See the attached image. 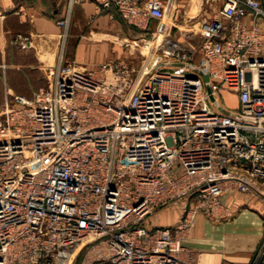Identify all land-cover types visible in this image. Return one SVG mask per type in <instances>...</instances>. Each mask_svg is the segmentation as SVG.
Instances as JSON below:
<instances>
[{
	"label": "built area",
	"instance_id": "2783aa9c",
	"mask_svg": "<svg viewBox=\"0 0 264 264\" xmlns=\"http://www.w3.org/2000/svg\"><path fill=\"white\" fill-rule=\"evenodd\" d=\"M92 2L142 33L139 61L85 71L60 53L31 97L6 92L0 264H196L197 215L264 197V0H194L180 20L175 0ZM172 205L175 224L152 222ZM263 258L264 236L248 264Z\"/></svg>",
	"mask_w": 264,
	"mask_h": 264
},
{
	"label": "crops",
	"instance_id": "0c3cea01",
	"mask_svg": "<svg viewBox=\"0 0 264 264\" xmlns=\"http://www.w3.org/2000/svg\"><path fill=\"white\" fill-rule=\"evenodd\" d=\"M67 1L0 0V80L5 92L31 97L45 85L47 70L60 53L64 62L85 71L110 60L137 64L139 54L130 45L142 33L118 17L110 20L97 13L92 0H75L61 45L62 29L56 22ZM193 1L175 0L177 19L191 12ZM17 35L27 39L21 47L13 43ZM221 202L227 214L219 219L197 215L186 247L194 252L196 264H248L264 236V197L230 192L222 195ZM158 213L152 222L159 226H172L180 218L177 205Z\"/></svg>",
	"mask_w": 264,
	"mask_h": 264
},
{
	"label": "rangeland",
	"instance_id": "374dc122",
	"mask_svg": "<svg viewBox=\"0 0 264 264\" xmlns=\"http://www.w3.org/2000/svg\"><path fill=\"white\" fill-rule=\"evenodd\" d=\"M178 20H180V17L178 18ZM177 20V22H179ZM5 86L1 85V80H0V117L3 115V112L5 110V105H7L10 101V96L5 92ZM4 88V89H3ZM3 90V92L1 93V91ZM224 102L225 104H228V107L230 108H237L238 104L237 101L234 99L232 101V99L228 98L227 96H224ZM178 213V211H177ZM161 215V213H158L156 215L153 216V219H156L157 216Z\"/></svg>",
	"mask_w": 264,
	"mask_h": 264
},
{
	"label": "trees",
	"instance_id": "16d2710c",
	"mask_svg": "<svg viewBox=\"0 0 264 264\" xmlns=\"http://www.w3.org/2000/svg\"><path fill=\"white\" fill-rule=\"evenodd\" d=\"M117 17V16H116Z\"/></svg>",
	"mask_w": 264,
	"mask_h": 264
}]
</instances>
